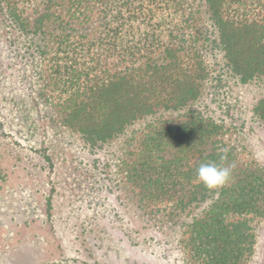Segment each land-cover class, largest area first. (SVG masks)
<instances>
[{"label": "trees", "instance_id": "trees-1", "mask_svg": "<svg viewBox=\"0 0 264 264\" xmlns=\"http://www.w3.org/2000/svg\"><path fill=\"white\" fill-rule=\"evenodd\" d=\"M0 17L22 36L7 44L23 54L12 69L65 126L93 147L126 146L118 173L144 207L168 204L188 264L262 262L264 165L193 103L211 35L239 77L264 76V0H0ZM253 113L264 122V98ZM203 162L234 164L228 184L206 188Z\"/></svg>", "mask_w": 264, "mask_h": 264}, {"label": "rangeland", "instance_id": "rangeland-1", "mask_svg": "<svg viewBox=\"0 0 264 264\" xmlns=\"http://www.w3.org/2000/svg\"><path fill=\"white\" fill-rule=\"evenodd\" d=\"M162 19L157 14L153 22ZM16 39V27L0 17V264L25 257L27 264H188L168 204L144 207L118 173L126 146L93 147L68 129L39 98L37 80L29 84L12 69L23 56L7 45ZM206 56L209 76L194 109L228 126L244 154L264 165V122L253 113L264 76L233 72L215 35ZM255 228L264 254V220Z\"/></svg>", "mask_w": 264, "mask_h": 264}, {"label": "clouds", "instance_id": "clouds-1", "mask_svg": "<svg viewBox=\"0 0 264 264\" xmlns=\"http://www.w3.org/2000/svg\"><path fill=\"white\" fill-rule=\"evenodd\" d=\"M227 159V150L221 156V160ZM234 164L224 165L216 162H203L197 168L198 180L208 189L220 188L228 184L232 178Z\"/></svg>", "mask_w": 264, "mask_h": 264}]
</instances>
